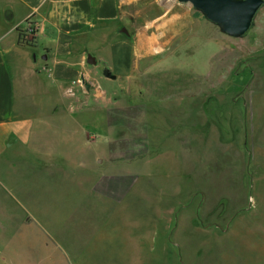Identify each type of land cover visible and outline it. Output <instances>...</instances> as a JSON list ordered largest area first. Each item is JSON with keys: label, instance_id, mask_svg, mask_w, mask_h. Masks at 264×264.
Here are the masks:
<instances>
[{"label": "rangeland", "instance_id": "1", "mask_svg": "<svg viewBox=\"0 0 264 264\" xmlns=\"http://www.w3.org/2000/svg\"><path fill=\"white\" fill-rule=\"evenodd\" d=\"M117 29L134 45L131 74L104 73L109 92L90 99L74 81L61 103L68 108L11 148L13 160L35 166V150L98 151L96 164L141 170L145 191L136 192L147 210L133 211L128 228L151 236L134 254L138 264H264V6L232 37L190 2L123 0ZM88 102L104 104L103 134L95 110L83 123ZM80 158L56 154L55 165L80 166ZM33 177L20 178V191L0 186V264L2 256L35 264V247L41 256L54 247L64 263L50 234L81 228L78 176L68 190L60 180L35 189Z\"/></svg>", "mask_w": 264, "mask_h": 264}, {"label": "crops", "instance_id": "2", "mask_svg": "<svg viewBox=\"0 0 264 264\" xmlns=\"http://www.w3.org/2000/svg\"><path fill=\"white\" fill-rule=\"evenodd\" d=\"M122 5L123 0H0V186L20 191V178L28 173L35 175L38 190L53 189L57 180L68 190L70 175L80 182L75 189L80 190L75 203L80 230L50 234L65 262L57 261L54 247L42 248V256L35 247V264H138L134 254L144 252L151 236L141 226L128 228L129 222L136 223L133 211L147 210L144 192H136L145 191L144 183L138 185L141 170L96 164L103 157L98 151L81 156L79 151L35 150V166L20 165L11 149L29 144L35 129L68 108L61 103L74 81L82 80V93L90 99L109 92L102 84L104 73L112 78L131 74L134 45L117 29ZM82 109L85 125L95 110V127L103 134L104 104L88 102ZM56 154L83 157L82 165L57 166ZM174 197L175 203L181 199L179 193ZM166 229L161 232L164 247Z\"/></svg>", "mask_w": 264, "mask_h": 264}, {"label": "water", "instance_id": "3", "mask_svg": "<svg viewBox=\"0 0 264 264\" xmlns=\"http://www.w3.org/2000/svg\"><path fill=\"white\" fill-rule=\"evenodd\" d=\"M178 1L190 2L206 19L216 24L223 33L232 37H243L252 27L258 11L264 6V0Z\"/></svg>", "mask_w": 264, "mask_h": 264}, {"label": "built area", "instance_id": "4", "mask_svg": "<svg viewBox=\"0 0 264 264\" xmlns=\"http://www.w3.org/2000/svg\"><path fill=\"white\" fill-rule=\"evenodd\" d=\"M32 30V29H31ZM25 38V37H24ZM24 40H26L27 41V39H24Z\"/></svg>", "mask_w": 264, "mask_h": 264}, {"label": "flooded vegetation", "instance_id": "5", "mask_svg": "<svg viewBox=\"0 0 264 264\" xmlns=\"http://www.w3.org/2000/svg\"><path fill=\"white\" fill-rule=\"evenodd\" d=\"M107 73H109V71H106ZM110 74V73H109Z\"/></svg>", "mask_w": 264, "mask_h": 264}, {"label": "bare ground", "instance_id": "6", "mask_svg": "<svg viewBox=\"0 0 264 264\" xmlns=\"http://www.w3.org/2000/svg\"><path fill=\"white\" fill-rule=\"evenodd\" d=\"M165 53V52H164Z\"/></svg>", "mask_w": 264, "mask_h": 264}]
</instances>
